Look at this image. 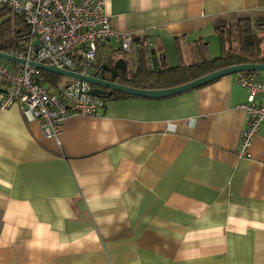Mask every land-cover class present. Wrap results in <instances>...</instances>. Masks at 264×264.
<instances>
[{
	"label": "crops",
	"instance_id": "crops-1",
	"mask_svg": "<svg viewBox=\"0 0 264 264\" xmlns=\"http://www.w3.org/2000/svg\"><path fill=\"white\" fill-rule=\"evenodd\" d=\"M104 6L114 29L149 41L130 53L99 45L101 58L126 61L127 77L142 54L189 63L200 40L210 55L209 37L241 19L264 50V0ZM245 101L226 74L162 98L104 101L98 116H66L57 138L16 103L0 109V264H264V122L239 156Z\"/></svg>",
	"mask_w": 264,
	"mask_h": 264
},
{
	"label": "built area",
	"instance_id": "built-area-1",
	"mask_svg": "<svg viewBox=\"0 0 264 264\" xmlns=\"http://www.w3.org/2000/svg\"><path fill=\"white\" fill-rule=\"evenodd\" d=\"M1 6L23 18L27 38L21 51L7 52L24 62L7 65L0 59V109L16 103L25 120L39 121L43 133L55 138L66 116H98L104 100L89 93V82L72 78L59 90L48 91L35 80L40 69L27 61L100 77V70L93 66L100 44L113 40L122 53H130L133 46L140 50L149 45L147 38L135 39L130 31L112 27L104 0H0ZM237 83L245 91L241 107L248 116L237 152L248 156L253 136L264 122V81L254 72L241 71Z\"/></svg>",
	"mask_w": 264,
	"mask_h": 264
},
{
	"label": "trees",
	"instance_id": "trees-1",
	"mask_svg": "<svg viewBox=\"0 0 264 264\" xmlns=\"http://www.w3.org/2000/svg\"><path fill=\"white\" fill-rule=\"evenodd\" d=\"M255 26V22L250 19H241L235 24L219 26L216 29L219 52L214 57L209 55L207 43L200 40L192 46L194 59L189 63L169 65L165 60H161L162 62L158 61L157 66L153 67L151 57L142 54L136 70L128 77L125 74L123 78H119L117 81L131 87L143 89L167 88L188 82L222 67L241 63L264 62V50H261L259 45L260 39L256 34ZM26 38L27 25L23 18L12 15L7 7L1 6L0 51L19 52L23 49ZM110 57L101 58L96 53L93 66L100 70V65L103 62L108 63ZM35 80L48 91H57L71 81L70 78L65 79L61 75L43 70L39 71ZM125 97L135 96L113 92L103 100L108 101Z\"/></svg>",
	"mask_w": 264,
	"mask_h": 264
},
{
	"label": "water",
	"instance_id": "water-1",
	"mask_svg": "<svg viewBox=\"0 0 264 264\" xmlns=\"http://www.w3.org/2000/svg\"><path fill=\"white\" fill-rule=\"evenodd\" d=\"M0 59L6 62H24V59H21L17 56H13L7 52L0 51ZM152 66L156 67L158 64V58L156 56L151 57ZM27 64L36 67L40 70L47 71L50 73L58 74L65 76L67 78L78 79L87 81L92 85L89 93L93 96H98L101 98H108L113 92H120L127 95L144 97V98H162L169 95L181 93L183 91L198 87L207 82H210L220 76L226 74L237 73L241 71L245 72H256L264 71V62H254V63H241L237 65H231L219 68L217 70L211 71L207 74L199 76L188 82L167 87V88H158V89H143L131 87L122 83H119L117 79L123 78L127 72L126 61L119 57L112 65H109L106 62H103L100 65V77L94 75H81L75 72L67 71L64 69L57 68L53 65L39 63L34 61H27Z\"/></svg>",
	"mask_w": 264,
	"mask_h": 264
},
{
	"label": "rangeland",
	"instance_id": "rangeland-1",
	"mask_svg": "<svg viewBox=\"0 0 264 264\" xmlns=\"http://www.w3.org/2000/svg\"><path fill=\"white\" fill-rule=\"evenodd\" d=\"M209 43H208V45H209V52H210V55L212 56V57H214V56H216V54H218V52H219V42H218V40L216 39V36H214V37H209V41H208ZM173 58L171 57V60H172ZM7 65H9V64H11V62H6V61H4ZM170 62V61H169ZM170 64H173L172 63V61L170 62ZM130 67H133V65H131ZM62 77H64L65 79H67V77H65V76H62Z\"/></svg>",
	"mask_w": 264,
	"mask_h": 264
},
{
	"label": "flooded vegetation",
	"instance_id": "flooded-vegetation-1",
	"mask_svg": "<svg viewBox=\"0 0 264 264\" xmlns=\"http://www.w3.org/2000/svg\"><path fill=\"white\" fill-rule=\"evenodd\" d=\"M118 58H119V57L116 58V57H114V56H111V57L109 58V61H107V62H108L109 65H112L113 62L116 61V59H118Z\"/></svg>",
	"mask_w": 264,
	"mask_h": 264
}]
</instances>
